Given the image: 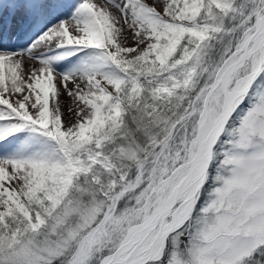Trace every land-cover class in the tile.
I'll return each instance as SVG.
<instances>
[{
    "label": "snow or ice",
    "instance_id": "6c2138e0",
    "mask_svg": "<svg viewBox=\"0 0 264 264\" xmlns=\"http://www.w3.org/2000/svg\"><path fill=\"white\" fill-rule=\"evenodd\" d=\"M0 264H264V0H0Z\"/></svg>",
    "mask_w": 264,
    "mask_h": 264
},
{
    "label": "rangeland",
    "instance_id": "374dc122",
    "mask_svg": "<svg viewBox=\"0 0 264 264\" xmlns=\"http://www.w3.org/2000/svg\"><path fill=\"white\" fill-rule=\"evenodd\" d=\"M148 2L150 3L151 0H148ZM158 10L162 11V7H158ZM130 41L131 40L129 38H127V40L125 41V46H133L132 41L131 42ZM66 97L67 96H63V97L59 98L60 108H61V111L63 113V119L65 121V124H67L68 121H72L74 119V116H70V113H69V109L74 108L73 107L74 103H72V104L69 103L71 101V99L66 98ZM67 103H69V105Z\"/></svg>",
    "mask_w": 264,
    "mask_h": 264
},
{
    "label": "bare ground",
    "instance_id": "6f19581e",
    "mask_svg": "<svg viewBox=\"0 0 264 264\" xmlns=\"http://www.w3.org/2000/svg\"><path fill=\"white\" fill-rule=\"evenodd\" d=\"M126 35H127V38H129L131 41H132V34L129 32V33H126ZM130 41V42H131ZM132 45H133V43H132ZM26 64H27V62H26ZM36 66H38V65H36ZM58 87H59V85H58ZM68 87L69 88H72L73 86H72V84L70 83L69 85H68ZM59 91H60V96H59V98H61V97H63V96H67L66 98H69V99H71L70 97H68V95L66 94V92L64 91V89L63 88H60L59 89ZM62 100V99H61ZM69 103H73V100L71 99V101L69 102ZM69 103H67L68 105H69ZM71 107V106H70ZM74 107V106H73ZM74 120V119H73ZM71 121H68L67 122V124L68 123H70Z\"/></svg>",
    "mask_w": 264,
    "mask_h": 264
}]
</instances>
